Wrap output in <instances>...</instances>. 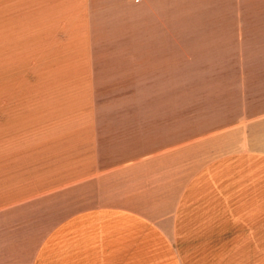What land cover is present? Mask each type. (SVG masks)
<instances>
[{"label": "crops", "instance_id": "0c3cea01", "mask_svg": "<svg viewBox=\"0 0 264 264\" xmlns=\"http://www.w3.org/2000/svg\"><path fill=\"white\" fill-rule=\"evenodd\" d=\"M18 9L0 0L8 102L85 75L90 169L0 205V264H264V19L242 21L264 0H85L71 62L64 40L34 61Z\"/></svg>", "mask_w": 264, "mask_h": 264}, {"label": "rangeland", "instance_id": "374dc122", "mask_svg": "<svg viewBox=\"0 0 264 264\" xmlns=\"http://www.w3.org/2000/svg\"><path fill=\"white\" fill-rule=\"evenodd\" d=\"M84 5L85 0H16L17 16L18 6L26 7L33 22L34 61L40 60L44 43L52 52L49 61H55L56 47L63 40L62 50L69 51L64 56L66 62H71L74 50L83 54ZM250 18L262 21L264 15L242 14V21ZM54 70L50 66L49 74H30L33 94L27 104L25 96L15 93V103L9 104L11 74L0 75V205L54 187L90 169L91 136L87 94L83 93L87 78L82 75L75 80L73 74H52ZM24 76L19 74L12 83L24 87ZM74 80L79 95L52 93L72 88Z\"/></svg>", "mask_w": 264, "mask_h": 264}]
</instances>
